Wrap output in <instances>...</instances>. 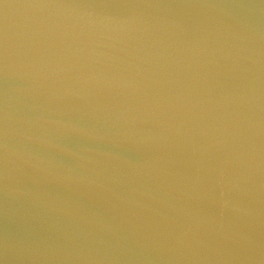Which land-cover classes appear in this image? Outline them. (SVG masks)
<instances>
[{
  "label": "water",
  "instance_id": "obj_1",
  "mask_svg": "<svg viewBox=\"0 0 264 264\" xmlns=\"http://www.w3.org/2000/svg\"><path fill=\"white\" fill-rule=\"evenodd\" d=\"M0 264H264V0H0Z\"/></svg>",
  "mask_w": 264,
  "mask_h": 264
}]
</instances>
